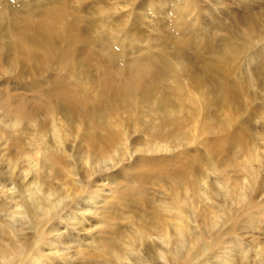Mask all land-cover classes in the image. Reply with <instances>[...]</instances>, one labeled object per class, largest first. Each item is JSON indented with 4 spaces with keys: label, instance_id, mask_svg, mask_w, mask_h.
<instances>
[{
    "label": "bare ground",
    "instance_id": "obj_1",
    "mask_svg": "<svg viewBox=\"0 0 264 264\" xmlns=\"http://www.w3.org/2000/svg\"><path fill=\"white\" fill-rule=\"evenodd\" d=\"M18 1L0 0V59L3 54L11 57V64L6 71L19 69V72L17 71L19 74L16 72L18 77L32 76L26 85L21 86L29 87L30 82L40 86L46 81L49 84V92L35 98L30 104V109L18 102L21 99L18 101L7 99V94L5 98L0 97V111L3 110V113L11 115L8 119L10 123L6 125L9 130L16 132L8 140L3 141L5 144H1L0 141V170L4 169L2 166L8 169L5 170L10 182L7 194L9 198L11 197L9 201H5L6 209L0 210V222L3 220V212L5 214L11 212L7 215L8 219L4 220L7 222L4 223L6 226L0 225V236H6L7 239L0 249V264H44L40 253L44 245L53 240L48 239V236L57 237L54 241H58L63 236L62 229L56 228V222L63 218L64 212L71 213V210L65 207L88 194L86 203L91 207L89 206L87 213L98 216L100 212L97 206L101 201L96 194L106 186L103 177H108L106 174L119 169L121 163H125L130 156L137 154L146 158L147 156L155 158L157 155V158L154 163L150 164L149 161L144 165L140 164L141 168L139 164H130L128 172H123L129 174L130 183L119 191L117 204L136 208L134 213L138 217L135 221L117 225L111 219L107 222V219L108 235L107 232L104 233L94 250L86 253L83 251V254H74L75 245L69 243L62 254L53 247L48 250L53 251V254L56 252V258L60 257L66 264L213 262L217 258L215 256L213 260L211 259L217 241L214 240V244L212 242L209 244L206 242L207 236L221 226L219 218L224 212L232 210L236 206L235 203L241 204L242 199L245 200L248 196L246 188L244 193H239V197L235 196L236 199L226 198V206L221 205L224 198L235 190H229L234 186L229 182L221 187L213 181H222L224 178V175L218 173L213 166V160L220 152L232 151L235 148L246 153H259L252 159L264 160V151L260 153L257 147L253 149L249 147L250 141L256 138V135L250 131L251 116L249 115L247 119L250 128L238 126L240 111L234 105L239 103L241 105L243 95L248 92V88L247 83L232 77L237 72L238 60L245 54L239 49L248 50L254 37L257 38L259 30L264 31V26L259 24L261 18L257 21L255 18L234 21L233 29L223 39L208 37L202 33V54H213V57L202 56L199 57L201 59L199 61L189 60L182 54L186 41L181 40L178 54H174L169 63L165 59L158 58L164 62V65H159L156 61H149V57L140 58L139 54L138 58L130 59L135 60L134 63L124 67L131 76L118 80L117 76L113 75L116 71V62L108 60L102 63L103 67H99L103 70L104 78L90 80L87 75L92 72L93 67L91 58L87 57V51L92 46L99 44L102 48L111 44V47L106 48L111 55L110 59L115 58L116 53L119 52L118 48L121 50L119 53L125 52L126 39L122 40L118 37L119 28H108L105 23L116 16L114 11L122 12L121 9L128 8L129 2L112 0L113 7H110L108 4L110 0H97V9L88 11L87 8L84 12L85 9L83 10L81 5L69 10L70 4L58 0ZM128 1L134 5L138 0ZM160 1L162 0L148 1L150 4L144 6V9L152 8V3L160 5L148 15L161 9L165 0ZM182 1L181 9L186 8L185 5L192 7L188 5L189 0ZM247 2L246 0L245 4ZM119 5L123 8L116 7ZM44 10L49 13L48 17L35 21L38 18L36 16ZM172 10L177 11L175 7L171 8ZM82 13L89 16H82ZM134 13L135 11L133 13L130 11L126 16H133ZM12 16H23L28 21L35 22L34 24L30 22L28 25L26 23L27 27H24L23 31L15 29L13 26L15 23L7 28L5 20ZM85 18L90 19L91 22L83 27ZM137 19L139 21L143 17L138 15ZM183 23L189 24L187 20ZM180 24L181 22L178 25ZM175 28L179 30L178 26ZM6 30L13 33L12 43L6 42L4 35ZM259 36L264 39L263 34ZM112 43L116 46H112ZM204 47H206L205 51ZM255 51L245 60L248 64L253 60L258 63L264 61V47ZM246 66L250 68L249 65ZM245 68L242 66L244 72ZM138 73H141L139 77H137ZM182 75L190 77L191 81L188 85L195 89H207L208 95L212 97L210 100L213 102V97L216 98L217 106L224 107L223 112L228 113L227 123L220 124L217 133H227L230 126H238L233 133H227L224 140L220 137V144L217 141L213 144L214 147L205 163L206 167H211L209 171L214 176L210 178L211 183L208 179L205 181L202 178L203 174L199 169L200 155H188L184 150L186 116L181 106L184 104L182 97L185 93L179 82V77ZM263 76L264 66L256 78L260 80ZM161 83L170 84H167L161 98H155L153 91L161 87ZM131 97L133 99L129 100ZM244 101L250 103L249 99L244 98ZM6 103L12 105L8 106ZM143 104H148L147 111L143 109ZM206 108L211 109L207 104ZM140 113L159 120L157 127L146 130L147 138H143L145 140L143 145L139 144L141 141L138 139L142 130L138 129L137 125L145 126V122L140 120L143 119ZM217 120L213 117L212 122ZM242 124L246 125V123ZM132 128L135 129V134L141 131L135 135L133 143L142 147L136 148L128 143V140L132 142L130 138ZM208 133H211V130ZM164 141L178 144V148L183 150L164 156L171 153L166 145H162ZM246 141H249L248 144ZM50 143L54 146H49ZM74 157L81 164V169L74 166L68 172L66 164ZM143 160L148 161L145 158ZM232 167L237 168L236 165ZM239 170L244 172L243 176L250 173L243 167ZM251 179L256 180V176H252ZM28 181L31 184H28ZM26 185L30 193L24 194ZM55 185L58 187L50 188ZM5 186L7 185H1L2 188ZM150 191L155 192V196H152ZM219 200H222L220 205L217 203ZM202 202L205 206L203 209ZM248 207H244L243 210ZM70 219L72 218H68L69 221ZM239 220L238 216L229 218V222L234 223L227 232L229 235H233L239 228ZM50 226L52 228L48 232ZM74 243L78 242L74 241Z\"/></svg>",
    "mask_w": 264,
    "mask_h": 264
},
{
    "label": "rangeland",
    "instance_id": "obj_2",
    "mask_svg": "<svg viewBox=\"0 0 264 264\" xmlns=\"http://www.w3.org/2000/svg\"><path fill=\"white\" fill-rule=\"evenodd\" d=\"M17 1L18 0H16V2ZM53 1L54 0H51V2ZM58 1L67 3L68 5L70 4L69 10H71L72 7L76 8L81 5L82 9H85L84 12H86L87 8L88 11L97 9L98 2L97 0ZM148 1L152 0H138L137 3L132 5L130 1L127 0V2L130 3H128L127 5L128 8H123L121 5L116 6L118 8H123L121 9L122 12L114 11V13H116V16L114 18H112L111 16L110 18L112 19L108 20V22H106L105 24L108 28L111 29H114L115 27L119 28L120 33L118 34V37L122 40L126 39V41L124 42V45L126 47V49L124 50L125 52L119 53L121 50L118 48L119 52L116 53L115 58L110 59L111 55L106 51V48L108 49L109 47H111V44L102 48L99 46V44L92 46L89 51H87L89 54V56L87 54V57L91 58V65L93 67L92 72L87 75L90 80H100L104 78L103 70H101L99 67H103L102 63L108 60L116 62V71L113 72V75L114 77L117 76L118 80H121L122 77L129 78V76H131L130 72L125 71L124 67L127 64L134 63L135 60L130 59L137 57L139 54L141 55L140 58L149 57V61H156L159 65H164V62L163 60L160 61L158 58L165 59L167 60V63H169L172 56L174 54H178V51L180 50L178 48H180L181 40L186 41V44L183 46L185 48L182 50V54H184L185 57H188L189 60L191 59V61H199L201 60L199 57L202 56L206 58L213 57V54H202V33H204L208 37L213 36L218 39H223L227 36L230 30L233 29L234 21H241L248 18H255L256 21L261 18L259 20V24L264 26V0H247V4H245L246 0H189L188 5L192 7L195 6L196 8L187 7V5H185L186 8L184 9H181V4H183L182 0H165V4H163L161 9L152 12L150 15H148L149 12L153 11L157 8V6L159 7L160 5L152 3V8L149 9L148 7H146L144 9V6L150 4V2ZM160 2H163V0ZM108 4L110 7H113L112 0L108 1ZM174 7L177 9L176 12H173V10L171 11V8L174 9ZM130 11L132 13L133 11H135V13L133 14V16L131 15L130 17H127L126 15H128ZM174 13L177 14L175 15ZM82 14V16H89V14ZM40 15H35L36 17H38L35 19V21H38L39 19L44 17L47 18L49 13L47 14V11L44 10ZM138 15L139 17L141 15L143 19H139L138 21ZM177 15L179 17H176ZM186 20L189 24L183 23V21ZM35 21H28L23 16H12L7 17L5 23L7 28L15 23L13 24L15 29H18V31H21L20 29H22L23 31L24 27L26 28L28 23L31 22L34 24ZM89 22H91V20L85 18L84 22L82 23L83 27L89 24ZM180 22L181 24L178 25ZM19 23H21L20 26ZM176 26H178L179 30L175 28ZM259 31L260 32L257 33V38L256 36L254 37L248 50L247 48L239 49L244 51L245 54H243L242 57L238 60L237 72L232 77L236 80H240L243 83H247L246 87L248 88V92L245 94V96L243 95L241 105L240 103L234 105V107L239 108L240 111L238 115V126H246L247 128H250L247 119L249 115L251 116L250 131L253 132L254 135H256V138L250 141L249 147H251L252 149L257 147L258 149H260V153H263L264 76L260 80H258V78L256 77L263 70L264 61L262 63H258L256 60H253L249 64L245 61L246 59H248V56L250 54L256 52L255 50L264 47L263 45L261 46V44H264V39L259 36L262 34L264 35V31H261V29ZM4 35L6 38V42H13L14 37L12 31L6 30L4 31ZM193 43L195 44L193 45ZM112 46H116V44L112 43ZM95 47L97 48L95 49ZM257 47L258 49H255ZM205 48L206 47H204V51ZM13 53L14 50L12 51V54ZM10 58L11 57L9 55L3 54V57L0 59V79L2 78V80H0V97L3 96L5 98L7 94V99L11 98L16 99L17 101L21 99L18 102H21L23 106L30 109V104L34 101L35 98H39L40 96L42 97L47 92H49V84L44 81L40 84V86L38 84H35L34 82H30L29 87L25 86L24 88L23 86H21L26 85L27 82L32 78V76L26 75L24 78L22 75L21 78L18 77L19 69H13L12 72L6 71L8 70V65L11 64ZM116 58L119 59L116 60ZM4 64H6L7 67ZM246 65H249L250 68H247ZM242 66L246 67L245 72L242 70ZM140 74L141 73H138L137 77H139ZM14 77H17L16 81L14 80ZM17 81L18 83L15 84ZM190 81L191 79L187 75H182L179 77V82L183 86L185 93V96L182 97L184 104L181 106L182 112L186 116V121L184 122V133L186 135V139L184 140V150L188 155H200L199 169H201L202 171V178L205 181H207L206 179H208L209 182L210 178L212 179L214 176L212 172L209 171L211 167H206L205 163L206 159L209 158V154L212 148L214 147L213 144L216 143V141L220 144L219 138L221 137V140H224V136H226L227 133H233L234 131H236L238 126H230V128L228 129L229 132L227 133H217V129L220 127V124L227 123L226 116L229 117V115H227L228 113L223 112L224 107L222 108V106H220L219 108V106H217L216 98L213 97V102L210 100L212 97L211 95H208L207 89L201 88L200 90H197L193 86L188 85L190 84ZM22 82L24 84H22ZM167 84H162L161 87L153 91L155 98H161V94L165 92V88H167L168 86ZM161 89L163 91H161ZM244 98L249 99L250 103L244 101ZM132 99L133 97H131L129 100ZM206 104L211 107L210 110L206 108ZM6 105L11 106L12 104L6 103ZM142 107L145 111L148 110V104H143ZM261 110L263 111L261 112ZM2 111H0V141L1 144H5L3 141L8 140L9 137L16 132H12L11 130H9L6 125L10 123L8 119L11 118V115L5 114ZM139 115L143 116L144 120L141 118L140 120L145 122V126L137 125L138 129L142 130L143 133L140 131L142 135L139 134L140 132L136 134H139L138 139H140L139 141H141L139 144L143 145L145 143V140L143 138H147L146 130L157 127L159 125V120L153 117H149V115L145 113H140ZM213 117L217 118L218 120L212 122ZM151 123H153V125ZM242 123H246V125H243ZM134 125L136 126V122L133 124V126ZM172 128L174 129V127ZM209 130H211V133H208ZM75 134L77 135L80 133ZM136 134L135 129L132 128L130 131V138L132 139V142L128 140V143L132 144V146H135L136 148H139L142 146L133 143ZM248 142L249 141H246L247 144ZM51 145L52 144L50 143L49 146ZM162 145H166L171 152L167 155L164 154V156L173 155L183 150L182 148H178V144H170L166 141H164ZM256 155H259V153H246V151H240L238 148H235L232 151L220 152L213 160V166L216 167L218 173L224 175L222 181H213L219 184L221 187L226 186L227 182H229L230 185H234L229 188V190H235V192H233L229 196H226L224 198V201H217L218 205H220V202L222 201L221 205L226 206V198L232 197V199H236L235 196L239 197V193H244V189L246 188L248 190V196L245 198V200L242 199L241 204L235 203L236 206L232 210L224 212L219 218L221 226H219L217 230L212 232V234L207 236V243L210 244L212 242L214 244V240L217 241L216 244H214L216 246V250L215 253L212 254L211 259L213 260L215 256H217V258L214 259L213 262L210 261L211 263H209L208 261V264H264V160L261 158L252 159ZM164 156H162V158H164ZM148 157L150 156H147L146 158L145 156L143 157L138 154L135 156H130L129 160L125 161V163L123 164L121 163L119 169L106 174L108 175V177H103V180H106L104 182L106 184V186H104L106 190L102 188L101 190H99L100 192H97L96 194L99 197V201H101V203H98L97 206V210L100 212L98 216H95V214L87 213V210L91 207L89 203H86L88 202V194L83 195L82 198H80V200L76 201L74 204H70L65 207V209H70L71 213L64 212L62 215L63 218L57 220L56 222V228H58L59 230L62 229L61 232L63 233V236L59 238L58 241H54L55 239H57V237H53V235H49L50 237L48 236V239L51 238L53 240L46 243L41 251V253L43 254L40 253L41 258H43L41 260H43L44 264H66L65 261L60 257L56 258V252L53 254V251L48 250L50 249V247L55 248V251H57L59 254H62V252L66 251L65 248H67L66 246L68 243L70 245H75H72L73 247H75L74 254L80 255L83 254V251L86 253L87 251L94 250V248L97 246V242L102 237V235L106 232L108 235L109 226L106 224L107 219V222L111 219L117 225H121L122 223L126 224V222H129L131 220L135 221L136 217H138L134 213V210L136 208L132 209L131 205L130 207L118 205L117 203L119 201L117 200L119 197V191L121 189H125L126 186L130 183L129 174L123 172H128L127 170H129L128 168L131 166L130 164L135 165L134 163H136L139 165H144L149 161L150 164L151 162L154 163L157 155L155 158L150 157V160ZM144 158L148 159V161L143 160ZM186 158L188 159L190 157ZM67 163L68 164H66V166L68 172H70L71 167L74 166H77L78 169H81V164L76 160L75 157L73 160ZM142 165H140L139 167L141 168ZM233 165H236L237 168L233 169ZM242 167L250 171L247 176H243L244 172L242 170H239ZM2 168L4 169L0 170V210H5V201H9L11 199V197L9 198V194H7V188L9 187L10 182L6 174L8 169L5 166H2ZM2 171H4L5 173L3 174ZM252 176H256V180L252 181ZM115 177L118 178V180H115ZM28 184H31L30 181H28ZM1 185L7 186L2 188ZM56 187L58 186L55 185L50 188L55 189ZM27 188L28 186L26 185L24 187V189L26 190L24 194L30 193ZM150 194L152 196H155V192L153 191H150ZM203 206L204 203L202 205V209ZM246 206H249L248 209L250 208V210H243V208ZM109 207L110 209H108ZM101 208L103 209V211ZM10 213L11 212H8L6 214L4 212L2 213L3 220H1L0 225L2 224L3 227L6 226L7 222L4 220L8 219L7 215H9ZM236 216H238L240 219V226H238L239 228H237L233 235H229L227 232L229 228H232V226L234 225V223L229 222V218H233ZM70 217L72 219H70L69 221L68 218ZM132 217L134 218L132 219ZM252 219L255 221H253ZM51 228V226L48 227L47 231L49 232ZM0 237V240L3 239V241H0L1 249L2 246L7 242V239L6 236ZM74 241H77L78 243L75 244ZM209 255L207 257H209ZM224 256L226 259L224 258ZM50 260H52L53 262Z\"/></svg>",
    "mask_w": 264,
    "mask_h": 264
}]
</instances>
